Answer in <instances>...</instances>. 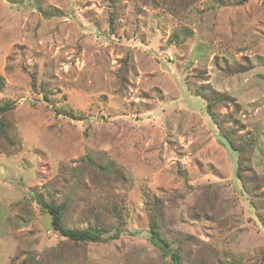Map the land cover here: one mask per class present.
<instances>
[{"label":"rangeland","instance_id":"obj_1","mask_svg":"<svg viewBox=\"0 0 264 264\" xmlns=\"http://www.w3.org/2000/svg\"><path fill=\"white\" fill-rule=\"evenodd\" d=\"M239 1L0 0V104L15 103L6 117L19 147L0 146V264L30 254L41 264H172L150 240V199L162 205L164 233L188 238L186 264H264L253 206L264 216V0ZM204 85L230 96L217 109L226 124L256 139L252 192L196 95ZM60 106L81 118L56 114ZM88 152L116 162L125 181L98 174L93 185ZM76 176L89 185L77 210H99L117 195L127 221L119 236L67 244L58 258L66 239L32 192L59 196Z\"/></svg>","mask_w":264,"mask_h":264},{"label":"trees","instance_id":"obj_2","mask_svg":"<svg viewBox=\"0 0 264 264\" xmlns=\"http://www.w3.org/2000/svg\"><path fill=\"white\" fill-rule=\"evenodd\" d=\"M248 0H240L237 3H242ZM113 2V0H112ZM114 5V3H113ZM41 7V6H39ZM42 10V8H39ZM45 16L51 17L58 15L60 11L46 10L43 11ZM110 29L115 31L116 16L114 12H111L109 17ZM250 67V65H248ZM247 66V67H248ZM229 67V66H227ZM234 73L242 72L243 67L231 68ZM32 87L37 89L36 73L32 72ZM4 77L0 76V91L4 88ZM209 86L204 85L196 90V95L202 97L206 101V109L211 116L212 121L217 126L221 135L226 139L229 146L237 153V170L236 174L241 181L243 187L252 192L250 183H248V172L251 170L249 166V153L255 148L256 139L246 135L244 133L237 132L236 124L227 125L226 120L221 118L217 109L224 105L230 96L226 93L219 92L215 89H208ZM45 84H41L43 89V98L47 102H51L48 93L45 92ZM206 88V89H204ZM15 108V103L6 101L0 104V146L6 151H17V142L13 137L12 123L7 119L6 114ZM53 110L58 115L70 116L72 118H81L71 110L60 106L54 107ZM85 169H91L95 174L92 180V184L95 186L101 185L99 182H95V176L100 174L106 181L110 182L112 179L116 181H125V176L121 168L116 162L101 157H97L94 153H86L82 157ZM71 181H67L68 188L66 185L63 187V191L59 194H53L50 190L45 192H32L37 204L41 209L48 213L51 218L52 229L57 232L60 236L66 240L59 246L56 247V253L58 258H61L63 251H67V244L79 246L82 244H88L90 242H99L109 238H115L119 236L123 231V226L127 221V208L124 198H120L116 195L110 201L101 204V209L82 212L80 204L86 199V193L89 189L88 183L82 181L79 176H76V180L70 177ZM90 180V181H91ZM58 182H54L51 186L55 187ZM250 185V186H249ZM249 188V189H248ZM59 190L60 187H57ZM80 192H85L80 193ZM55 193V192H54ZM63 196V199L58 201L56 197ZM147 210L149 212V233L151 242L161 251L163 256L170 257L172 264H186L185 247L188 238L181 236L168 237L164 230H162V222L164 214L162 205H160L157 199H150L147 202ZM256 210L257 217L264 223V216L261 213L257 203H253ZM77 208V209H76ZM80 212V213H79ZM79 223L78 226H71L69 223ZM262 255L257 257L259 260ZM18 259V258H17ZM14 264V262H13ZM15 264H41V260L36 259L34 254H30L16 262ZM199 264H240L239 262L230 261L228 258L218 257L214 262L202 257Z\"/></svg>","mask_w":264,"mask_h":264}]
</instances>
